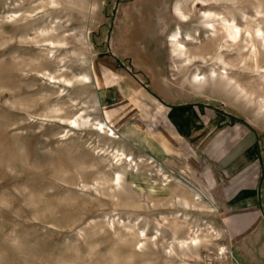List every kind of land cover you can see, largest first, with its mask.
Here are the masks:
<instances>
[{"label":"rangeland","instance_id":"374dc122","mask_svg":"<svg viewBox=\"0 0 264 264\" xmlns=\"http://www.w3.org/2000/svg\"><path fill=\"white\" fill-rule=\"evenodd\" d=\"M224 20L241 30L234 44ZM258 29L264 0H0V264H241L224 208L150 133L159 96L252 125L264 225ZM177 30L190 65L172 54Z\"/></svg>","mask_w":264,"mask_h":264},{"label":"crops","instance_id":"0c3cea01","mask_svg":"<svg viewBox=\"0 0 264 264\" xmlns=\"http://www.w3.org/2000/svg\"><path fill=\"white\" fill-rule=\"evenodd\" d=\"M156 100L159 122L150 133L151 142L177 158L198 189L224 208L240 263L249 264L252 255L254 264H264L259 193L262 164L252 125L211 104L160 96Z\"/></svg>","mask_w":264,"mask_h":264},{"label":"bare ground","instance_id":"6f19581e","mask_svg":"<svg viewBox=\"0 0 264 264\" xmlns=\"http://www.w3.org/2000/svg\"><path fill=\"white\" fill-rule=\"evenodd\" d=\"M177 12L180 15L182 21H187L188 17L185 14H183V12H181V10L179 8L177 9ZM203 17L206 19L205 25L207 27H213V25L211 24L210 20L212 18H215L216 15H214V14H212L210 12H204L203 13ZM224 22H225V28H226V33H227L226 37L228 39V42L232 43V44L236 43L241 37V30L237 26H235L233 24H230L229 21H227V20H224ZM261 33H262V31L260 29H258L256 31V35L257 36H260ZM180 34H181L180 30H177L171 36L170 43L173 46L172 54L174 56V59H176L175 62L179 61V62L184 63L185 65H190L191 58L188 57V53L185 52L186 47L183 45L182 42H180V38H181ZM260 37H262V41H264V37L263 36H260ZM245 47H246V50L249 49L248 51L251 53V55H254L255 57L258 56L259 51L257 50L256 46L254 45L253 41L249 42L248 45L245 46ZM179 50H180V52H178ZM217 64H219V67L222 70V77L228 79L229 83H231V78H229V74H228L226 63L223 60L218 59V63ZM257 68H259V67L257 66ZM216 77H218V74L214 70V71L211 72L210 77H207L205 75L202 76L200 74H195L194 81L196 82V85H198L201 88V87H205V85L207 84L209 78H216ZM84 81L86 82L85 84H89L90 78L89 77H84ZM55 82H56V80H53V83H55ZM260 111L262 113H264V102L260 106ZM72 123H73L72 124L73 126L79 127L75 121L72 122ZM99 127H100V129L103 130L104 129L103 128V123H100ZM202 242H203V240L201 238L194 237L190 241H186V242L182 243V245L185 246V247H189L190 246V247L198 248L202 244ZM221 250L225 253V251H224L225 248H221Z\"/></svg>","mask_w":264,"mask_h":264}]
</instances>
